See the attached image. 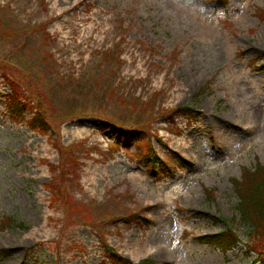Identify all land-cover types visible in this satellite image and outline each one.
Returning <instances> with one entry per match:
<instances>
[{
    "label": "rangeland",
    "instance_id": "374dc122",
    "mask_svg": "<svg viewBox=\"0 0 264 264\" xmlns=\"http://www.w3.org/2000/svg\"><path fill=\"white\" fill-rule=\"evenodd\" d=\"M255 102L264 0H0V264H264L234 186L264 167ZM227 225L237 248L199 241Z\"/></svg>",
    "mask_w": 264,
    "mask_h": 264
},
{
    "label": "trees",
    "instance_id": "16d2710c",
    "mask_svg": "<svg viewBox=\"0 0 264 264\" xmlns=\"http://www.w3.org/2000/svg\"><path fill=\"white\" fill-rule=\"evenodd\" d=\"M19 90H14V101L12 100L10 111L16 115L21 116L24 110H27L25 104H18L17 98L20 99ZM39 118L34 119V126H39V129H43ZM34 127V128H35ZM45 130V129H44ZM126 136V143L130 142L134 138V132H128ZM121 139V136L119 137ZM143 160L146 161L148 166L151 168V176L157 177V165H159L158 159L154 153L150 150L142 156ZM156 167V168H155ZM237 194L239 203L237 206L238 213L242 223L250 228L248 236V248L253 252L262 254L258 251L259 247L264 246V167H258L255 171L247 174L242 182H237ZM202 244L214 246L223 252H228L237 248L242 240L237 236L236 232L227 226L222 232L199 238ZM2 256H6L5 253L0 252ZM118 264H131L128 261L118 258L116 260ZM139 264H151L148 261H143Z\"/></svg>",
    "mask_w": 264,
    "mask_h": 264
},
{
    "label": "bare ground",
    "instance_id": "6f19581e",
    "mask_svg": "<svg viewBox=\"0 0 264 264\" xmlns=\"http://www.w3.org/2000/svg\"><path fill=\"white\" fill-rule=\"evenodd\" d=\"M247 86H248V84H247ZM254 105H255L254 106L255 112H254L253 116L257 121H259V123H257V126H260L259 130L261 131V126L264 124V109H262L260 103L258 104L255 102ZM175 190H176V194H174V197H175L174 199H177V197H176L177 194L184 193L186 195L188 193V190L184 191V189L181 187H176ZM167 199H168V197H167ZM159 251L162 252V250H159Z\"/></svg>",
    "mask_w": 264,
    "mask_h": 264
}]
</instances>
